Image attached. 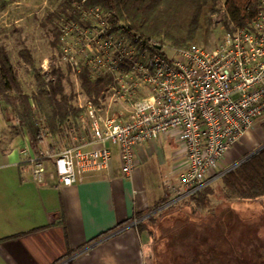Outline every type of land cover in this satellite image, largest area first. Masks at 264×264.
Masks as SVG:
<instances>
[{
	"label": "built area",
	"instance_id": "obj_1",
	"mask_svg": "<svg viewBox=\"0 0 264 264\" xmlns=\"http://www.w3.org/2000/svg\"><path fill=\"white\" fill-rule=\"evenodd\" d=\"M220 28L215 44L182 48L154 47L110 25L99 29L95 42L104 44L90 68L94 75L108 74L111 83L95 101L84 96L77 116L58 123L60 145L37 118L39 144L26 158L31 178L41 184L51 176L62 186L81 182L108 167V143L119 152L121 171L130 174L136 149L171 131L185 156L164 188L167 205L219 178L230 169L226 153L264 122V0H256L245 24Z\"/></svg>",
	"mask_w": 264,
	"mask_h": 264
},
{
	"label": "crops",
	"instance_id": "obj_2",
	"mask_svg": "<svg viewBox=\"0 0 264 264\" xmlns=\"http://www.w3.org/2000/svg\"><path fill=\"white\" fill-rule=\"evenodd\" d=\"M12 125L0 124V264H146L148 230L139 224L176 204H166L164 188L184 163L178 133L141 144L127 175L116 146L108 143L105 170L62 186L51 176L41 184L31 178L26 158L33 143L17 122ZM53 137L60 145V132ZM263 142L260 126L246 131L226 153L225 167Z\"/></svg>",
	"mask_w": 264,
	"mask_h": 264
},
{
	"label": "rangeland",
	"instance_id": "obj_3",
	"mask_svg": "<svg viewBox=\"0 0 264 264\" xmlns=\"http://www.w3.org/2000/svg\"><path fill=\"white\" fill-rule=\"evenodd\" d=\"M63 1L0 0V44L6 49L26 93L35 90V80L19 57L18 51L27 48L35 67L48 69V59L54 52L50 46L52 37L50 25L42 26L41 22L48 12L60 8ZM222 2L223 0H219L217 3L219 11L210 14V31L206 43L198 40L196 44L210 46L219 40L222 34ZM81 20L85 22L83 26L67 18L62 21L63 53L55 61L63 75L64 91L72 96L71 102L75 107L84 98L75 68L80 62L92 66L91 60L97 48L104 44V39L95 42L101 34L99 29L109 26L107 15L100 11L83 12ZM77 111L79 112L78 109ZM13 122L20 125L12 110L0 102V124L11 126ZM252 138L254 141L258 140L256 133L253 132ZM53 140L56 141L57 138L54 137ZM263 145L264 142L255 146L247 155ZM233 166L231 164L227 168ZM219 178L208 184L209 208L203 211L193 210L192 203L184 199L173 207L161 208L143 219L142 222L148 230L146 264L254 262L250 249L255 245L253 242H262L255 239L254 235H257L258 230L261 237L264 234V197L250 200L226 199Z\"/></svg>",
	"mask_w": 264,
	"mask_h": 264
},
{
	"label": "trees",
	"instance_id": "obj_4",
	"mask_svg": "<svg viewBox=\"0 0 264 264\" xmlns=\"http://www.w3.org/2000/svg\"><path fill=\"white\" fill-rule=\"evenodd\" d=\"M219 0H64L60 8L50 11L42 26L50 25V46L53 53L48 59V69L36 68L27 48L18 55L33 75L35 90L24 92L9 55L0 44V102L9 107L20 126L35 146L39 144L37 117H40L54 136L60 132L58 123L69 116H76L77 108L72 96L64 91L63 75L55 65L62 55V21L69 19L83 26V12L97 9L107 15L111 30L124 29L149 41L155 46L186 47L201 40L206 43L210 31V14L218 12ZM256 0H223L221 25L229 28L245 24L254 13ZM76 77L85 97L95 101L103 96L111 78L108 74L94 75L86 62L77 64ZM264 135V122L260 124ZM221 190L226 199H256L264 196V145L221 175ZM208 185L187 198L193 210L209 208ZM165 202V201H164ZM163 204V203H162ZM161 204V205H162ZM160 206V205H158ZM157 206V207H158ZM143 224L140 223L139 225ZM138 225V226H139ZM122 226V223L116 227ZM115 227V228H116ZM115 228L95 237L108 234ZM70 255V254H68Z\"/></svg>",
	"mask_w": 264,
	"mask_h": 264
},
{
	"label": "flooded vegetation",
	"instance_id": "obj_5",
	"mask_svg": "<svg viewBox=\"0 0 264 264\" xmlns=\"http://www.w3.org/2000/svg\"><path fill=\"white\" fill-rule=\"evenodd\" d=\"M262 217H264V212L262 213ZM256 234L257 235H254L255 239L262 240V242L259 243L257 240V242H253V243H255V245L253 247L251 245V247H252L250 249L251 250L250 252L252 253L251 258L254 259V262L252 264H264V234L262 233L263 237H261L259 230L256 231ZM253 243H251V244H253ZM248 252L249 251L247 250V253Z\"/></svg>",
	"mask_w": 264,
	"mask_h": 264
},
{
	"label": "water",
	"instance_id": "obj_6",
	"mask_svg": "<svg viewBox=\"0 0 264 264\" xmlns=\"http://www.w3.org/2000/svg\"><path fill=\"white\" fill-rule=\"evenodd\" d=\"M261 147H262V146H261ZM261 147H260V148H261ZM258 149H259V148H258ZM255 151H256V150H255ZM255 151H254V152H255ZM249 155H250V154H249Z\"/></svg>",
	"mask_w": 264,
	"mask_h": 264
}]
</instances>
